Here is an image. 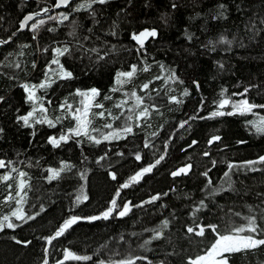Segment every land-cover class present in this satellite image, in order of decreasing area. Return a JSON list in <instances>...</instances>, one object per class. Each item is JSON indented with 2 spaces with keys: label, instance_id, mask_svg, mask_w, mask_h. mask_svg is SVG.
<instances>
[{
  "label": "trees",
  "instance_id": "16d2710c",
  "mask_svg": "<svg viewBox=\"0 0 264 264\" xmlns=\"http://www.w3.org/2000/svg\"><path fill=\"white\" fill-rule=\"evenodd\" d=\"M83 2L64 10L68 20L49 22L34 33L30 26L17 32L20 20L29 13H44L36 20L52 16L54 13L44 10L55 0H0V41H8L0 43V160L11 162L10 167L0 169V176L11 177L0 180V201L13 193V175L18 172H12L11 167H15L27 174L23 177L26 198L22 208L26 217H35L10 218L17 227L5 224L0 230V264H43L45 259L57 264L65 248L91 259L64 264H109L128 258L134 259V264H188L203 255L215 239L207 225L215 224L223 232L255 215L258 225L264 227V163L246 165L264 156V135L253 133L247 125L253 114L191 119L210 117L217 110L214 102L222 89H227L232 100L247 98L250 103L264 105V0H108L88 10L73 11ZM220 4L226 7L225 15L217 18ZM73 21L75 37L69 35ZM144 29H155L158 35L146 38L141 49L131 37ZM221 37L231 45L220 43ZM65 45L71 55L60 57V62L74 78H57L38 91L48 118L54 122L56 117L64 118L55 122V127L47 123L24 127L17 117L26 115L32 105L20 85L44 80L52 49ZM99 56L104 59L97 62ZM132 65L141 70L124 85L123 96L134 103L124 93L135 91L148 115L137 121L135 115L142 108L131 113L133 120L127 121L131 134L119 140L101 139L99 144L84 136L70 137L55 148L48 143L50 136L59 137L71 127V114L61 105L75 102L77 89L97 88V101L113 108L122 96L120 90L111 91L117 87L116 73L130 71ZM146 66L149 70L142 71ZM171 70L178 80L168 79ZM193 81L199 83V91ZM144 84L147 89H142ZM245 88L249 89L246 96L231 95ZM171 97L182 102H173ZM253 111L264 116V109ZM127 115L130 113L111 122L113 129L121 127ZM184 121L187 123L181 127ZM91 135L99 136L96 132ZM217 135L221 139L209 144ZM160 156L164 159L151 172L120 190L117 202L121 206L129 203L127 215L80 220L51 245L43 239L70 216L98 215L121 184ZM65 164L70 167L49 179L48 169L59 171ZM229 164L233 165L230 179L224 176ZM186 165H191L186 175H171ZM153 196L158 199L152 200ZM164 221L168 222L166 228ZM197 224L205 227L203 237L187 231L196 229ZM156 231L160 238L153 239ZM17 240L30 243L25 246ZM228 264H264V246L231 254Z\"/></svg>",
  "mask_w": 264,
  "mask_h": 264
},
{
  "label": "snow or ice",
  "instance_id": "6c2138e0",
  "mask_svg": "<svg viewBox=\"0 0 264 264\" xmlns=\"http://www.w3.org/2000/svg\"><path fill=\"white\" fill-rule=\"evenodd\" d=\"M108 0H84L83 3H80L77 7L73 9V11H81V10H88L91 9L94 4H105ZM71 4V0H56L55 7H68ZM173 8L176 7L175 4L172 5ZM219 9L221 11L218 13L217 18L224 17L226 7L224 4H220ZM239 7V6H238ZM44 11H47L45 9ZM37 16L39 13L36 14ZM62 21L68 20V15L61 14ZM226 18V17H225ZM52 19V17H50ZM34 20L33 15H27L24 17V19L20 22V28L19 30H24L26 27L29 26V22ZM61 21V22H62ZM73 29L69 33L70 36L75 37L76 35V22L73 21ZM165 23L167 21L165 20ZM262 24H264V20L261 21ZM44 24V20H38L35 23H32L30 25L29 30L33 31L34 33L38 30L40 25ZM254 27V25H253ZM53 29H49V31H52ZM15 35V33H13ZM158 33L155 29H144L140 31L139 33H133L132 39L136 41V43L140 46L142 49L145 44V40L148 37L155 38L157 37ZM36 35H33L32 39H36ZM191 36L188 37L189 40H191ZM87 39V38H85ZM8 41H0V43H7ZM220 43H226L229 46L231 45V41L225 40L223 37H221ZM212 42H210L211 44ZM27 47V45H25ZM82 47V45H81ZM48 49H44V51H47ZM214 50V46H213ZM93 52H98L97 49H92ZM71 55L70 48L65 45L63 47H56L52 49V59L49 62V66L47 67L45 73H44V80L41 81L38 85H28V84H21L20 87H22L26 93V100L28 102H31L33 104V107L31 110L26 114L22 116L17 117V121L23 123L24 127H33V124H44L47 123L49 127H55V122H59L64 117L59 116L55 118V122L52 119H49L46 115L47 109L43 107V103H40V106L37 107L36 103L38 101H41L40 97L36 96V90L39 89H46L51 86L52 83H55V80H53V76L58 77L61 80H71L74 78V75L71 71H68L63 64L60 62V57L65 55ZM104 56H99V60H103ZM51 65H56L57 67L53 69ZM16 67H19V64L15 65ZM33 67H35V64H33ZM221 67H223L221 65ZM161 71H165L164 65H160ZM141 69H138L136 65L131 66L130 71H118L116 73L115 78V84L117 87H114L111 89V91L116 92L119 91L124 87L125 84L129 83L131 79L134 77L137 71ZM149 68L146 66L142 69V71L147 72ZM156 79H161L160 76H157ZM169 80H178V77L175 74V70H171V74L168 77ZM167 82V81H166ZM182 83V81H180ZM193 84L196 86L197 90L199 91L200 85L197 81H193ZM148 84L142 85V89H147ZM249 91L248 88H245L243 92H234L231 95L232 96H246V93ZM227 89H222L219 93V100L215 101L216 104V111H213L210 114V117H199L194 116L191 117V119H206V118H213V117H223V116H233V115H247L249 113H254V109L261 108L264 109V105H256L253 103H250L247 98L240 99V100H232L230 97L226 95ZM185 96L189 94L188 90L185 89L184 93ZM75 95L79 96L81 98L79 106L74 107L71 104H65L61 105V109H64L65 107L70 111L72 119L75 121V125L73 127H70L68 129V134H61L59 138L50 136L48 138V143L51 144L54 148L59 147L61 142H68L70 137H76L79 138L81 136H84L88 138L89 140L93 141L96 144L101 143V137L103 140H110V139H119L121 138V133L131 134L133 129L127 121L133 120V115L131 113H134L136 109H141L138 113L135 115V119L139 121L141 118H146L148 115V108L142 107L143 106V100L141 97L137 96V93L135 91H132L131 93H124L126 97H130L134 99V103L132 107H129L127 109L128 113L130 115H127L125 117V123L117 128L113 129V125L111 123H106L103 125L104 128L113 129L112 131H109L108 133H103L99 128L93 127V119L96 117L104 118L106 113L107 116L112 118L113 120L120 119L119 116H114L112 111L110 109H106L105 111H99L95 112L93 109H103L104 105L97 101V97L100 95V92L97 88H91L87 91H82L80 89H77L75 92ZM104 99L110 100L112 99L111 96H105ZM3 100V97H0V101ZM171 101L181 103L182 101H179L176 99V97H171ZM203 102V100H202ZM128 104V99L121 100L120 102L114 104V107L117 109H123L125 105ZM230 107V111H224L223 109ZM39 112V115L37 116L36 113ZM121 116L124 115V112L121 111ZM187 121H184L181 123V127L186 124ZM247 124L255 130L256 134L264 135V116L258 117L256 120H249L247 121ZM139 126V125H137ZM2 131V130H0ZM92 132H96L99 134V136H93L91 135ZM35 135V133H33ZM220 136H213L211 140L208 141L209 144H211L213 141L220 140ZM79 143V139L76 141ZM196 143V141H193V144ZM238 143H244V141H238ZM145 147H149L147 143H145ZM119 154V153H118ZM205 155H208V153H205ZM136 159L139 161L141 159L139 154H136ZM164 159V156H160L158 159L155 160L153 164H150L147 167L142 168L140 171H137L134 175L130 176L128 181L121 184L119 188L116 190L115 195L113 198L109 201V206L100 212L98 215H93L90 217H79V216H70L69 218L65 219L62 224H60L55 231V233L49 237L43 238L45 239L46 243L51 245L54 240H56L58 237H61L64 235V233L70 229L74 224H76L80 220H87L89 222L96 221L100 219L107 220L110 217L113 216V213H116L118 217H123L127 215L128 211H130L129 203L125 202L123 205H119L117 200L121 196V189L128 188L131 184L138 183L139 180L146 174L152 171L156 165H158L162 160ZM215 161H213V165H215ZM257 163H264V156H261L259 160L257 161H248L246 162L247 166H251ZM11 162H5L4 160H0V168H6L10 167ZM70 167L69 165H62L61 169L59 171L55 169H48L50 176L49 179L55 178L59 176L60 171H63L64 168ZM191 168V165H186L185 167H182L176 171H173L171 175L173 177L179 176L181 174H187L189 169ZM233 165L229 164L228 169L229 171H226L224 173V176L226 178L230 179L229 173L232 170ZM12 172H18L19 177L21 179L19 180L17 184V190H16V196H19V199L16 200L17 207L11 211V216L15 217L17 220H25L27 218L28 220L34 219V216H27L22 208L23 203L25 202L26 193L25 188L26 184L25 181L22 179L27 174L23 171H18L15 167H11ZM109 175L112 177L113 180L116 179L115 174L109 173ZM203 175L207 176V172L203 173ZM11 179L10 175H3L0 176V180L8 181ZM211 184V181L208 182ZM11 188L12 186L9 185ZM229 187L231 185L229 184ZM21 193H24L21 195ZM12 196L5 197V203L8 202L10 199H12ZM79 197L77 198V201H79ZM87 199V197H85ZM158 197L153 196L152 200H156ZM201 206H203V201H201ZM199 209H197L198 211ZM250 212H252V209H249ZM262 213H264V209H261ZM235 215H239V213H236ZM245 224L242 225H236L231 224L225 231H220L219 227L215 224L207 225L206 227L211 229L212 233L215 236V239L206 247L203 255L196 256L195 259L189 260L188 264H228L229 258L231 254L234 253H241V252H248L255 249H258L260 246H264V227H261L257 223V217L255 215H249L248 217H245ZM7 222L8 228H15L17 225L13 224L10 221V217L8 215H4L2 220H0V230H3L5 223ZM167 221L162 222L163 227H167ZM198 229V230H196ZM196 229L193 227H189L187 229L188 233H192L196 236L203 237L205 235V227L200 226L199 224L196 225ZM244 233H247L246 235ZM160 238V232L156 231L155 235L153 236V239ZM151 241H145V244L150 243ZM17 244H27L30 243V241H16ZM45 254L48 255V249H44ZM227 254V255H226ZM91 257L88 256H80L75 254L74 252L70 251L69 249L65 248L63 250V259L58 260L57 264H64V261L67 260H75V261H88ZM136 259H139V257H136ZM43 264H48V260L45 259ZM100 264H105L104 261H100ZM109 264H134V259L128 258V259H121L119 261H110Z\"/></svg>",
  "mask_w": 264,
  "mask_h": 264
},
{
  "label": "rangeland",
  "instance_id": "374dc122",
  "mask_svg": "<svg viewBox=\"0 0 264 264\" xmlns=\"http://www.w3.org/2000/svg\"><path fill=\"white\" fill-rule=\"evenodd\" d=\"M79 4H77L76 5V7L78 6ZM52 5H50L49 7H51ZM61 14H66V11H60V12H55L52 16H48V17H44V18H40V19H38V20H44V24L43 25H40L39 26V28H38V30H40L42 27H44L45 25H47L49 22H54V21H62V16H61ZM66 15H68V14H66ZM50 17H52V19H50ZM38 20H36L35 22H37ZM63 21H65V20H63ZM34 22V23H35ZM30 28V27H29ZM51 59H52V57L49 59L50 61H51ZM49 61V62H50ZM49 62H48V65H47V67L49 66ZM51 67L53 68V69H55L57 66L56 65H51ZM58 77H56V76H53V80H56ZM43 81V80H42ZM39 84V83H38ZM38 84H34V85H38ZM53 84V83H52ZM51 84V85H52ZM124 88V87H123ZM123 88L122 89H120V95H122V96H120L119 98H118V100H119V102L121 101V100H124V99H127V98H125L124 96H123ZM41 90H43V89H39V88H37V90H36V96L38 97V91H41ZM118 96V95H117ZM80 100H81V98L79 97V96H77L76 97V99H75V102H73L74 103V107H76V106H79V103H80ZM31 103V102H30ZM40 103H41V101H38L37 103H36V106L37 107H39L40 106ZM73 103H68V104H71V105H73ZM132 104H133V102H131V100L130 99H128V104L127 105H125L124 106V108L123 109H117V108H115V107H105L104 106V108L103 109H97V110H95V109H93V111H95V112H99V111H105L106 109H110L111 111H112V113H113V115L114 116H121L120 114H121V111H123L124 112V115L126 114V113H128V111H127V109L129 108V107H132ZM31 105H32V107H33V104L31 103ZM104 105V104H103ZM112 106V105H111ZM64 110L66 111V112H70L66 107L64 108ZM62 113V112H61ZM36 115L38 116L39 115V112H37L36 113ZM47 116H48V114H47ZM258 117H260V116H257V115H253L252 117H251V119L250 120H256ZM114 120L112 119V118H110V117H108L107 116V113H106V115H105V117L104 118H99V117H96V118H94L93 119V127H96V128H99L100 130H101V132H103V133H108L109 131H112V129H108V128H104L103 127V125L104 124H106V123H111V122H113ZM68 122L70 123V126L71 127H73L74 125H75V121L72 119V117L71 118H69L68 119ZM248 125V124H247ZM248 128H249V130H251L253 133H255V130L254 129H252L249 125H248ZM64 134H68V129L64 132ZM256 134V133H255ZM128 134H126V133H121V138H119V139H123V138H125L126 136H127ZM56 138H59V137H56ZM101 139H102V137H101ZM119 139H110V140H106V141H112V140H119ZM103 140V139H102ZM6 175H8V174H6ZM3 176V175H2ZM13 177L16 179V180H13L14 181V190H13V193L11 194V193H9V196H12L13 198L12 199H10L8 202H4L5 201V199L4 200H2V201H0L1 203H0V220H2V218H3V216L4 215H8L10 218H15V217H12L11 216V211L13 210V209H15L16 207H17V205H16V200H18L19 199V196H16V190H17V184H18V182H19V180L21 179V177H19V175H18V173L16 174V175H13ZM13 178V179H14ZM23 179V178H22ZM24 180V179H23ZM1 181H3V180H1ZM25 181V180H24ZM25 191V190H24ZM21 195H23V193H21ZM3 203V204H2ZM5 224H7V222H4Z\"/></svg>",
  "mask_w": 264,
  "mask_h": 264
},
{
  "label": "water",
  "instance_id": "95a60500",
  "mask_svg": "<svg viewBox=\"0 0 264 264\" xmlns=\"http://www.w3.org/2000/svg\"><path fill=\"white\" fill-rule=\"evenodd\" d=\"M78 1H82V0H71V4H70L69 6H71L73 3L78 2ZM55 4H56V0H55L54 5H53L48 11H46L48 14H53V13H55V12L64 11V10L67 8V7H59V8H57V7H55ZM69 6H68V7H69ZM36 14H37V13H29V14H26V15H25V16H27V15H33V16H34V20L29 22V26H30L32 23H34L38 17L44 15V13H39L38 16H37ZM25 16H24V17H25ZM24 17H22V19L20 20V22L24 19ZM20 22H19V24H18V30H17V32L25 31V30L29 27V26L26 27L24 30H19V28H20ZM239 97H241V96H239ZM0 169H1V168H0Z\"/></svg>",
  "mask_w": 264,
  "mask_h": 264
}]
</instances>
